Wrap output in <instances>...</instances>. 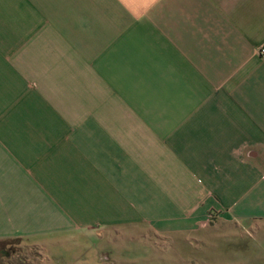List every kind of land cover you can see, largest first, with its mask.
I'll return each instance as SVG.
<instances>
[{"label": "crops", "instance_id": "obj_1", "mask_svg": "<svg viewBox=\"0 0 264 264\" xmlns=\"http://www.w3.org/2000/svg\"><path fill=\"white\" fill-rule=\"evenodd\" d=\"M262 47L264 0H0V242L264 221Z\"/></svg>", "mask_w": 264, "mask_h": 264}, {"label": "rangeland", "instance_id": "obj_2", "mask_svg": "<svg viewBox=\"0 0 264 264\" xmlns=\"http://www.w3.org/2000/svg\"><path fill=\"white\" fill-rule=\"evenodd\" d=\"M138 230L130 228L118 237L107 233L102 241L76 235L41 250L15 240L0 242V263L112 264L113 259L115 264H264V221L213 219L195 233L161 240Z\"/></svg>", "mask_w": 264, "mask_h": 264}, {"label": "built area", "instance_id": "obj_3", "mask_svg": "<svg viewBox=\"0 0 264 264\" xmlns=\"http://www.w3.org/2000/svg\"><path fill=\"white\" fill-rule=\"evenodd\" d=\"M259 52H260V54H261L262 56H264V47H262V48L259 50Z\"/></svg>", "mask_w": 264, "mask_h": 264}, {"label": "clouds", "instance_id": "obj_4", "mask_svg": "<svg viewBox=\"0 0 264 264\" xmlns=\"http://www.w3.org/2000/svg\"><path fill=\"white\" fill-rule=\"evenodd\" d=\"M153 3H156V0H153Z\"/></svg>", "mask_w": 264, "mask_h": 264}, {"label": "trees", "instance_id": "obj_5", "mask_svg": "<svg viewBox=\"0 0 264 264\" xmlns=\"http://www.w3.org/2000/svg\"><path fill=\"white\" fill-rule=\"evenodd\" d=\"M3 242H10V241H3Z\"/></svg>", "mask_w": 264, "mask_h": 264}, {"label": "flooded vegetation", "instance_id": "obj_6", "mask_svg": "<svg viewBox=\"0 0 264 264\" xmlns=\"http://www.w3.org/2000/svg\"><path fill=\"white\" fill-rule=\"evenodd\" d=\"M0 252H2V251H0ZM0 255H1V253H0ZM1 264V263H0Z\"/></svg>", "mask_w": 264, "mask_h": 264}]
</instances>
